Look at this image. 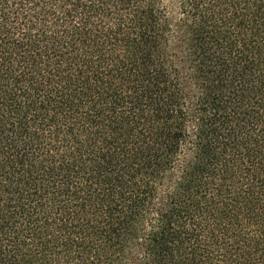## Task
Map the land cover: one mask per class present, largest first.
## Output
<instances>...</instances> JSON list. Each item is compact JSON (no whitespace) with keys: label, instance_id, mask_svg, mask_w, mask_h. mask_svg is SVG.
I'll return each mask as SVG.
<instances>
[{"label":"trees","instance_id":"16d2710c","mask_svg":"<svg viewBox=\"0 0 264 264\" xmlns=\"http://www.w3.org/2000/svg\"><path fill=\"white\" fill-rule=\"evenodd\" d=\"M0 264H264V0H0Z\"/></svg>","mask_w":264,"mask_h":264}]
</instances>
